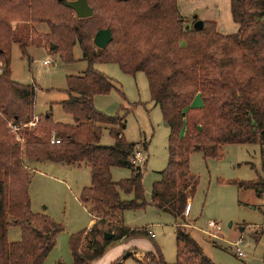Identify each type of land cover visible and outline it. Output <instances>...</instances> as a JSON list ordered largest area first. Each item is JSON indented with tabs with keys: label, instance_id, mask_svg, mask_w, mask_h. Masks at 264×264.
<instances>
[{
	"label": "trees",
	"instance_id": "obj_1",
	"mask_svg": "<svg viewBox=\"0 0 264 264\" xmlns=\"http://www.w3.org/2000/svg\"><path fill=\"white\" fill-rule=\"evenodd\" d=\"M69 1L75 0H0V264H43L63 232L60 224L31 210L30 166L44 162L84 164L89 169L91 183L80 192L79 202L95 222L70 236L71 264H93L111 243L149 236L145 229L123 224L125 211L147 206L176 221L174 264H214L185 229V211L199 182L190 171L189 159L201 153L205 159L221 160L225 146L258 145L261 175L233 184L254 189L260 197L264 193V0H230L238 31L225 36L212 21L203 22L201 30L185 25L177 0H86L93 15L85 19L64 6ZM20 23H44L49 49L55 46L63 64L73 63V47H80L86 71L67 77L66 98L59 103L71 116V124L54 122L48 113L38 116L33 127H24L36 118L38 89L34 83L11 80L12 45L26 55ZM103 29H110L112 41L106 49H98L93 38ZM36 35L32 31V45ZM97 63L114 64L129 76L143 73L151 101L169 128L167 166L152 185L149 203L142 169L133 163L138 144L129 143L123 134L128 111L108 116L94 107V97L116 90L93 68ZM197 97L200 107L193 105ZM10 121L18 126L21 141L10 133ZM105 128L112 146L100 145ZM52 133L58 144H51ZM112 168L128 169L131 176L114 182ZM120 193L132 199L121 200ZM10 227L20 229L19 242L8 241ZM108 234L111 238L104 239ZM129 258L138 264H167L158 249L145 255L144 261Z\"/></svg>",
	"mask_w": 264,
	"mask_h": 264
},
{
	"label": "rangeland",
	"instance_id": "obj_2",
	"mask_svg": "<svg viewBox=\"0 0 264 264\" xmlns=\"http://www.w3.org/2000/svg\"><path fill=\"white\" fill-rule=\"evenodd\" d=\"M177 3L182 16L196 9L192 17L181 16L190 28L197 21L194 16H197L204 21L215 22L218 33L224 36L238 31V25L231 19L230 0H177ZM52 12L57 13V10L53 8ZM261 21L264 22V17ZM18 26L22 31L19 36L26 44V55H21L17 44L12 45L11 80L23 85L34 83L38 89L34 105L36 118L24 127H33L38 116L48 113H51L54 122L71 124V116L62 111L59 103L66 98L67 77L81 76L86 71L87 64L82 59L80 47L77 44L73 47L75 61L63 64L54 52L55 46L49 49L51 42L44 38L49 29L44 23H20ZM32 31L39 38H36L35 45L31 44ZM93 68L108 77L116 89L100 96V101L96 102L97 108L94 107L108 116H123L128 111L123 134L129 143L138 144V165L143 172L145 201L149 203L152 185L159 180V173L167 166L169 128L164 126L159 108L151 101L143 73L129 76L123 74L116 65L106 63L94 64ZM118 92L123 93L124 99ZM121 107L124 109L121 110ZM10 125H14L12 121L8 124L9 131ZM15 126L17 130L13 135L21 141L18 126ZM53 138L52 133L51 140ZM142 144L146 145V149L142 148ZM100 145H113L107 128L102 131ZM259 159L258 145L225 146L221 160L205 159L201 153L190 156V171L199 182L196 194L188 204V214L185 212V229L199 245L203 255L214 264H264V198L254 189H241L233 184L257 180L261 175ZM47 165L44 168L37 167L41 174L32 173L29 187L31 210L35 214H45L60 224L63 232L58 235L55 248L43 264H56V261L71 264L69 238L85 230L90 219L85 207L79 202L80 192L91 183L89 169L84 164L80 168ZM112 169L114 182L131 176L128 169ZM120 198L127 201L132 196L120 193ZM175 222L172 215L158 212L151 206L144 210L125 211L123 224L126 227L145 229L146 233L150 230L153 237L140 236L113 242L95 263L104 264L107 261L113 264L132 251L145 256L156 254L158 249L167 264H174L177 251ZM208 222H214L220 228L216 239L207 235ZM20 239V229L10 227L8 241L16 243ZM240 239L244 258H239L233 247ZM134 247L136 249H130Z\"/></svg>",
	"mask_w": 264,
	"mask_h": 264
},
{
	"label": "water",
	"instance_id": "obj_3",
	"mask_svg": "<svg viewBox=\"0 0 264 264\" xmlns=\"http://www.w3.org/2000/svg\"><path fill=\"white\" fill-rule=\"evenodd\" d=\"M58 1L61 2L63 0H58ZM64 6L72 10L78 19L89 18L93 15V11L87 4L86 0H75V1L64 2ZM192 28L194 30H201L203 28V22L199 20L196 21L194 25L192 26ZM111 41H112V34H111L110 29L99 30L93 38V44L98 49H106ZM182 45H184V43H182ZM53 48H54V45H51V49ZM164 126H166L165 123H164ZM240 231H242V228L240 229ZM110 238H111V235L109 234L104 236V239L106 240ZM133 254L134 253L132 252L128 253L121 260L122 261L126 260L130 256H133Z\"/></svg>",
	"mask_w": 264,
	"mask_h": 264
},
{
	"label": "crops",
	"instance_id": "obj_4",
	"mask_svg": "<svg viewBox=\"0 0 264 264\" xmlns=\"http://www.w3.org/2000/svg\"><path fill=\"white\" fill-rule=\"evenodd\" d=\"M177 6H178V11H179V5H178V3H177ZM195 12H196V9L194 8V9H192L190 12H189V14H188V12H185V13H187V14H183V16L180 14V16H182V17H188V16H190V17H192L194 14H195ZM195 17V20H199V21H202V22H205L203 19H199L197 16H194ZM99 97L100 96H96V97H94L93 98V104H94V106L97 108V106H96V102H97V100L98 101H100V99H99ZM201 100H200V98L199 97H197L195 100H194V102H193V105L194 106H196V107H200L201 106ZM137 151H139V150H137ZM47 164H51V165H55V166H63V165H60V164H53V163H50V162H44V163H36V164H33V165H31L30 166V169H32V173H38V174H41V171H38L37 170V167L39 168H44V166H49V165H47ZM67 167V166H66ZM73 168H80V167H73ZM113 170V169H112ZM112 170H111V172H112ZM160 178V177H159ZM30 185H31V183H30ZM32 200V199H31ZM31 205H32V203H31ZM86 211H87V209H86ZM87 213H88V211H87ZM43 215V214H42ZM45 215V214H44ZM88 215L90 216V219H89V221H88V226H87V228L85 229V230H88V229H90L91 228V226L94 224V222H95V218L94 217H92L89 213H88ZM147 232H151L150 230L149 231H147ZM148 234V233H147ZM130 249H136L135 247L134 248H130ZM132 253H134L133 254V257L135 258V259H137L138 261H142L143 260V258H144V255H143V253H139V252H136V251H133ZM56 261V260H55ZM65 261V260H64ZM57 262V261H56ZM56 262H54V263H56ZM67 263V262H66ZM71 263H72V259H71ZM109 263H112V262H109ZM109 263H107V261L104 263V264H109ZM93 264H96L95 262L93 263ZM120 264H138V263H136L135 262V260H133V259H131V258H128V259H126V260H121L120 259Z\"/></svg>",
	"mask_w": 264,
	"mask_h": 264
},
{
	"label": "built area",
	"instance_id": "obj_5",
	"mask_svg": "<svg viewBox=\"0 0 264 264\" xmlns=\"http://www.w3.org/2000/svg\"><path fill=\"white\" fill-rule=\"evenodd\" d=\"M45 65H47L48 63H44ZM1 66V64H0ZM17 130V127L15 125H10V131L12 134L15 133V131ZM58 144L59 141L56 140V139H52L51 140V144ZM140 162V151H137L135 153V159L133 161L134 164L138 165V163ZM262 198H264V193H262L261 195ZM187 211L186 212V215L188 214V206H187ZM262 227H264V222L262 224ZM207 228H208V232H207V235L213 237L214 239L217 238V233L220 231V228L219 226L214 223V222H208L207 223ZM149 236L153 237V234L151 232H147ZM240 244H243L242 242V239H240L239 241H237L236 243H234L233 247H234V251L236 253V255L239 257V258H244L245 257V254L243 253L242 249L240 248Z\"/></svg>",
	"mask_w": 264,
	"mask_h": 264
}]
</instances>
